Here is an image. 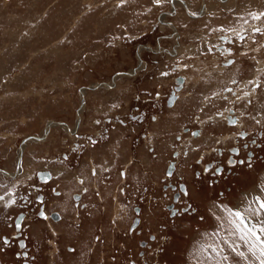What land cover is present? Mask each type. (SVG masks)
Returning <instances> with one entry per match:
<instances>
[{"label": "rangeland", "instance_id": "374dc122", "mask_svg": "<svg viewBox=\"0 0 264 264\" xmlns=\"http://www.w3.org/2000/svg\"><path fill=\"white\" fill-rule=\"evenodd\" d=\"M173 1L164 0L157 6L154 0H0V195L16 193L14 204L7 195L0 200V264L21 262L16 254L19 236L13 235V219L20 210L28 211L20 237L32 245L25 250L37 255L38 264H59L52 261L57 255L55 245L43 241L48 238L53 242L49 233L54 231L48 219L35 216V194H45L46 211L59 209L58 204L64 210L61 201L65 193H56L69 186L74 191L88 187L91 201L86 205H92L93 210L86 216L79 208L76 216L81 222L85 217L94 218V222L97 218L99 228L106 226L99 231L104 240L99 245L105 248H100L95 263L129 264L131 257L136 264H258L243 248L249 261L236 257L223 245V239L231 211L246 209L257 195L264 197V34L252 33L256 26L264 29V19H253V15L264 13V0H224V6L218 4L216 12L206 17L201 3L222 1L190 0L187 11L180 3L174 8ZM173 9L176 13H171ZM178 12L182 17L177 20ZM194 12L196 16L191 15ZM175 29L182 49L174 55ZM237 33L245 34L246 39L237 40ZM217 43L227 51L218 52ZM234 57L236 64H225V59L235 61ZM140 59L145 67L140 66ZM204 60L215 70H232L237 78L228 79L223 90L226 99L220 100L217 112L204 117L209 121L203 125L198 109L204 95L193 97V108L195 103L198 110L195 115L192 109H182L180 100L174 107L168 106L166 98L177 84L176 75L183 73L184 85L203 75L199 65ZM110 82V87L102 86ZM257 83L260 87L251 94L252 84L256 87ZM83 97L76 130L73 126ZM230 108L239 115L240 127H226L229 124L223 116ZM49 122L66 123L78 135L53 126L45 139H30L42 136ZM200 126L211 133V145L202 151L195 148L197 140L189 134ZM107 129H111V139H106ZM240 129L248 135L238 136ZM222 132L235 135L224 138ZM253 136L258 144L252 146V165L245 161L229 166L226 151L221 160L231 171L225 169L223 176H213L208 170L201 178L193 177L192 169L211 160L217 146H238L240 153L235 157H244L247 147L243 144ZM96 137L100 143L95 145ZM122 148L125 156H117ZM173 151L181 154L172 155ZM199 154L204 155L202 163L195 160ZM113 159L117 170H112L108 179L106 168L111 170ZM171 159L176 160L177 169L167 176L164 170ZM91 168L96 169L95 174ZM118 168L125 169V176H120ZM38 170L51 172L52 179L39 182ZM13 172L18 175L6 174ZM187 173L193 192L189 194L187 187V195L175 205L192 202L197 211L173 215L167 204L174 188L163 186L183 181ZM20 196L30 197L29 202L24 203ZM137 206L139 210H135ZM135 215L141 217V224L127 231ZM43 232L48 235L34 236ZM149 234H155V239L140 246L139 239H148ZM3 235L11 236L13 243L5 244ZM122 242L131 246L130 254H120ZM221 246L228 261L212 252ZM138 248L144 249V256L136 254Z\"/></svg>", "mask_w": 264, "mask_h": 264}, {"label": "flooded vegetation", "instance_id": "af4514ba", "mask_svg": "<svg viewBox=\"0 0 264 264\" xmlns=\"http://www.w3.org/2000/svg\"><path fill=\"white\" fill-rule=\"evenodd\" d=\"M223 47V46H222ZM229 58L225 59V64L226 65H232L235 61L233 60V58L230 60H228ZM141 61V62H140ZM139 63H143V61L140 59L139 60ZM229 63V64H228ZM224 64V65H225ZM178 76H182V75H176L174 77V80L175 82L177 83L175 87H173L172 89H170L169 91V94L166 98V102L168 104V106L170 107H174L176 105V103L179 102V100H181V97H180V93H181V88L179 87H182L184 86V76L183 77V80L181 82H179L176 77ZM181 89V90H180ZM174 91L175 94H176V97L174 98V100L170 103L169 102V96L171 95V91ZM82 99V98H81ZM85 101V98L81 100V105L84 103ZM235 101V99H234ZM83 107L80 106V109ZM228 109L225 114H224V121L226 122V124H229L228 127H231V128H235V127H240L243 123L240 121V117L238 114H236V112L234 110ZM80 110L77 111V113L79 112ZM237 116V117H236ZM222 117V118H223ZM216 120V119H214ZM97 119H95L94 122L97 123ZM239 122V123H238ZM122 123V122H121ZM125 123V122H124ZM123 123V124H124ZM80 123H77L76 122V125H72L76 130H77V126H79ZM231 125V126H230ZM187 128V127H186ZM249 133V132H248ZM70 134H74V135H78L77 134V131H74L73 133H70ZM191 135H193V139L195 140H198V136L202 135V131L201 129H198L197 128H192L190 129V133ZM229 134H225V136H227ZM235 135V134H234ZM248 135V134H247ZM246 135V136H247ZM238 136H241V137H246L245 136V131L242 129L238 130ZM233 137V136H232ZM111 139V129H107V137L106 139ZM99 138H95V145L96 144H99L100 141ZM258 144V140H257V136H253V137H250L247 139V142L245 143V145L243 144V146L247 147L246 149V153L244 155V157H239V156H236L235 155H239L240 153V148H238V146H234L232 145L231 147L227 148V149H224L223 146H217L216 149H214V155L212 157V159L208 160L205 163H202V159L204 157V155L201 156L199 155L198 157L200 158H196L195 160L198 162V163H202L203 166L202 168L200 169H192V173H193V177L195 178H201L203 175L206 174V172L208 173L209 171L212 172L211 174L213 176H216L217 175V170L219 169L221 172L224 173V170L226 169L231 171V167L230 168H225L226 164L223 163V161L221 160V156H223V154L228 151L227 155H226V160H232V161H239V160H244L246 159L245 161H247V163L249 165H252L251 161L255 159V156H254V149L252 148V146H257ZM261 144V143H259ZM211 148V147H210ZM118 153H117V156H122L124 157L126 152H125V149H118ZM105 152L107 151V148L106 150H104ZM109 151V149H108ZM211 152V151H209ZM213 152V151H212ZM20 153V151H19ZM175 156L176 155H179L181 154L180 151H176L175 152ZM183 154V152H182ZM172 155H174V151L172 152ZM21 156L22 155H19L18 156V167L19 165L21 164ZM170 161H173V167L171 168V172L170 173H167V170L169 168V164H170ZM170 161H168V164H166V168H165V174L167 176H172L175 172V170L177 169V165H176V160L175 159H171ZM215 162V163H214ZM214 163V164H213ZM117 165V162H115V159H113L110 163V166H111V170L108 168H106V171H108L105 176L108 177V179L112 176V170H117L116 166ZM227 167V166H226ZM17 169V168H16ZM93 170L96 171L95 168H91V171L93 173ZM190 171V169H188ZM187 170V171H188ZM209 170V171H208ZM39 171V170H38ZM38 171L36 173V176L39 180V182H48L52 179V173L49 172V176L48 178L46 179H42L39 175H38ZM43 171H47V170H43ZM18 172H20V169L18 168ZM118 172L120 173V176H122V173L125 174V169L124 170H121L120 168H118ZM17 172H13L12 174H9L7 176H15V175H18L16 174ZM114 173V172H113ZM7 174V173H6ZM184 176H182L183 178V181H179L177 182L176 184L175 183H168L167 185H164L163 187L167 188V187H170V188H174V190L172 191V201L169 202L167 204V206L169 207V211L171 214H181V211H185L186 209L189 208V206H192L191 209L193 211H189L190 213L191 212H196L197 209L195 207H193V204L192 202H188L186 203V206H182L180 207L178 204H177V207H180V211H179V208L176 207L175 203L178 202V200L180 199L181 196H183L185 193L187 195V187L189 189V182L186 178V175L183 174ZM125 176V175H124ZM44 180V181H43ZM78 180H80V182L82 181L81 178L79 177ZM219 179L215 177V181H218ZM171 182V181H170ZM212 184H213V180H211ZM183 185V186H182ZM33 187H38L40 188L41 185H33ZM95 188V187H94ZM56 189V188H55ZM88 187H83L81 188V191H73L70 196H69V200L67 201L66 203V208L64 210L60 209V204H58L59 206V209H55V210H52L51 211H46V208H45V204H46V198H45V194L42 193V192H36L35 194V197H36V203L38 204L37 206V209L35 211V216L38 217L39 219H45V218H42L39 213L40 212H44L45 213V216L47 217L46 220L48 219L49 223L51 224V226H49L50 228H52L51 230H53L54 232H51L49 233V236H53L54 239H53V242L50 240V239H45L43 238V241L46 240V241H50L52 244L55 245V252H57V255L55 258L52 259V261H55L57 263H61V264H84L85 262H87L89 264L93 262V264H99L98 262L95 263V261H97V258L99 257V253L98 251H100L101 247L102 249L105 248V245L101 246L99 245V241H104L101 237V233L99 231H102L103 228H106L105 224L102 225L101 228H99L98 226V223H97V218H95V222L92 221L94 218H91L92 220H89L85 217L83 218L84 222L82 223L81 222V219L82 218H78L76 215L78 214V211H79V208L80 209H83V211H81L82 213L81 214H86L87 215H91L92 214V205L90 206V208H87V202H90L91 199H90V196H89V193L87 191ZM186 190V191H185ZM58 194L61 193V190H57ZM185 191V192H184ZM220 193H223V190H219ZM56 193V194H57ZM95 193V191H94ZM177 193V194H176ZM57 194V195H58ZM29 196V194H27ZM37 196H39L43 201H44V204L41 205L40 203L37 202ZM90 199V200H88ZM30 200V197L25 200L24 203H28ZM63 201H61L62 203ZM90 204V203H89ZM94 206V205H93ZM85 208V209H84ZM62 210V212H61ZM84 210H85V213H84ZM135 210H139V207H135ZM66 211V212H65ZM80 212V211H79ZM22 213V218H21V222H20V226L18 228H16V224H15V221H16V218L17 216ZM76 213V214H75ZM90 213V214H89ZM75 214V215H74ZM27 215H28V211H24V210H20L16 213L14 219H13V226H14V233L13 235L14 236H19L17 238V243L18 245L20 246V250L16 251V254L19 253V255L17 256H20L21 257V262H19V264H38L37 262V255H34V254H29L28 251L25 250L26 247L28 248H31V245H28L29 242H27V239L24 238L23 236H21V230L25 228V224L24 221L27 219ZM84 216V215H83ZM137 219V220H136ZM24 223V225H23ZM141 224V217L138 216V215H135L128 227H127V231H133L135 230L138 225ZM23 226V227H22ZM33 226V225H32ZM34 228L31 227V230H33ZM95 230V231H94ZM40 231V230H39ZM38 231V232H39ZM49 231V230H48ZM33 233V231H31ZM44 233V232H43ZM132 233L130 232H127V235L130 236ZM37 235L39 237L41 236H46L48 235V233H44L42 235V233H37V234H34V236ZM126 235V234H125ZM148 239H139V245L144 247V246H147L149 245V240L152 239L153 237H156L155 234H149L148 235ZM5 238H7V243H5ZM2 240L4 241L5 244H9L11 245L13 243V239L11 236H5L3 235L2 236ZM121 246L123 249H120L119 248V252L121 254L122 251H125L124 253H126L128 255V253L130 254L131 253V246H128L126 244V242H122L121 243ZM124 248L126 250H124ZM130 252H128V250ZM96 250V252H95ZM96 253V255H95ZM119 254V256H120ZM136 254L141 257V256H144L145 254V251L144 249L142 248H138L136 250ZM27 255H30L29 257H24V256H27ZM95 256H97L95 258ZM118 256V258H119ZM126 256V255H125ZM103 259H104V256H103ZM102 259V261H104ZM114 259V258H113ZM136 259H133V258H128V263L129 264H136Z\"/></svg>", "mask_w": 264, "mask_h": 264}, {"label": "snow or ice", "instance_id": "6c2138e0", "mask_svg": "<svg viewBox=\"0 0 264 264\" xmlns=\"http://www.w3.org/2000/svg\"><path fill=\"white\" fill-rule=\"evenodd\" d=\"M163 2L164 0H154V3L157 6H160ZM191 15L196 16L197 13L194 12L191 13ZM253 19L256 21L264 19V13L253 15ZM252 33L253 35L264 34V29L256 26L253 28ZM237 37L241 42L246 39V35L243 33H237ZM162 75H167V73H162ZM259 87L260 85L257 83L256 88ZM227 163L229 166H234L236 163L242 165L245 163V160H229ZM93 174H95V170H93ZM122 175H124V173H122ZM217 175L223 176L224 173L218 169ZM82 182L83 181H81V183ZM0 187L3 186L0 185ZM53 191L55 192L56 190L53 189ZM5 195L12 197L10 203L14 204L16 202L15 192L10 191ZM5 195H0V200H4ZM19 198L21 200H26V197L24 196H20ZM37 202L41 205L44 204V201L39 196H37ZM189 211H193L191 206L185 210L186 214ZM39 215L42 218H47L44 212H40ZM230 215L231 219L229 220V226L225 229L223 245H226L231 253H233L236 257H239L245 261H249V256H247L245 251L242 250V248L246 249L250 256L258 262V264H264V197L257 195L253 202L247 205L246 209L241 210L239 208H235L231 211ZM202 219L203 217H201V220ZM152 239H155V237ZM5 243H7V238H5ZM212 252L222 261L229 260L228 255L224 252L223 246L219 248H213ZM17 255H19V253Z\"/></svg>", "mask_w": 264, "mask_h": 264}, {"label": "crops", "instance_id": "0c3cea01", "mask_svg": "<svg viewBox=\"0 0 264 264\" xmlns=\"http://www.w3.org/2000/svg\"><path fill=\"white\" fill-rule=\"evenodd\" d=\"M202 2V1H201ZM185 10L187 11L188 9L185 8ZM149 48V47H147ZM152 49V48H150ZM141 55V54H140ZM207 60H204V62H206ZM200 63L199 67L201 68V72L203 73V75H201L197 80L195 79H191L187 82V84H185L182 88L183 92V96L181 97V107L184 110L187 111H191L192 109V114L195 115V112H197L198 110L201 109L202 112V121H203V125L205 121H209V119H205L204 117L211 113V112H217V110L220 108V100L221 99H226V96L223 95V90L225 88V86L228 83V79L232 76L237 78L236 73H234L232 70L228 71V70H215L217 68H213V64L206 62V63ZM214 69V70H213ZM126 74V73H125ZM181 74V73H180ZM129 75V74H127ZM238 80V79H237ZM202 91V94H200V92ZM202 95H204V99L201 101L200 99V108L197 110L196 107L197 105L194 103V107L193 108V102L196 96L201 97ZM194 97V99H193ZM183 100V101H182ZM202 102V105H201ZM200 112V114H201ZM204 118V119H203ZM184 119V118H183ZM210 122H214L213 120H210ZM49 124H51V122H49ZM49 124L47 125L49 127ZM61 125H64L66 123H60ZM219 127H222L219 124ZM228 128V126H226ZM47 128V127H46ZM201 131H202V135L198 138L197 142H194L195 144V148H199V150H206L205 148H207L206 146H210L211 143H209L210 141V136L211 133H207V130H204L205 127L202 128V126H200ZM227 132H222L220 134H225ZM234 134H231L230 136L227 135L224 138H230L232 137ZM197 145V146H196ZM194 146V145H193ZM194 148V149H195ZM200 155V154H199ZM186 177H188V173L185 174ZM73 176V175H71ZM71 178V177H70ZM65 181V178H64ZM63 182V181H62ZM189 184V194L191 192H193V188L191 186V182L188 183ZM61 191H64L65 195L62 198V203H63V209L66 208V203L69 200V196L72 193V191H74L73 189L69 187H63V189ZM58 206V205H57Z\"/></svg>", "mask_w": 264, "mask_h": 264}, {"label": "bare ground", "instance_id": "6f19581e", "mask_svg": "<svg viewBox=\"0 0 264 264\" xmlns=\"http://www.w3.org/2000/svg\"><path fill=\"white\" fill-rule=\"evenodd\" d=\"M216 1H222L221 3L220 2H214V3H209V2H202L201 3V12H202V16L203 17H206V16H208L209 14H211V13H215L216 12V10H217V5L218 4H220V5H225V3H226V1L225 2H223L224 0H216ZM177 3H180V4H183V6L186 8V9H189L190 7H191V4H190V0H174L173 1V7L175 8L176 6H178L179 4H177ZM167 13H169V14H171V13H176V11H175V9H173L172 10V12L170 13V12H166V14ZM165 14V15H166ZM165 15H164V17H165ZM163 17V18H164ZM179 17H182V14H180V12H178L177 13V16H176V18L175 19H179ZM187 17V16H186ZM162 18V19H163ZM187 20H188V17L186 18ZM185 19V20H186ZM162 21H164V20H162ZM171 25V24H170ZM175 25L174 24H172L171 25V28H175L174 27ZM177 30L175 29V35H174V39L175 40H177L176 42H177V45H176V48L175 49H173L172 51L174 52L175 51V53H174V55L175 54H178V53H181V45H180V42H179V37L177 38V35H179L178 34V31L176 32ZM230 36V34H228V36L227 37H229ZM252 36V35H251ZM177 38V39H176ZM237 40H239L238 38H237ZM229 41H231L230 39L228 40V42ZM240 41V40H239ZM247 43V42H246ZM230 44V43H229ZM217 46H218V52H223V51H227V49L225 48V46H223L222 47V44H220V43H217L216 44ZM187 47V46H186ZM220 47H222V48H220ZM242 51V50H241ZM157 52V51H156ZM243 52V51H242ZM173 55V54H172ZM241 56V55H240ZM234 59H235V62H238L237 61V59L234 57ZM213 60V59H212ZM229 60V59H228ZM141 62V61H140ZM234 64H236V63H234ZM141 65H143V67H145V62L143 61V63L142 64H140V66ZM138 67V69L139 68H143V67ZM222 67V66H221ZM259 69H260V67H259ZM258 68H257V70H259ZM143 70V69H142ZM257 70H255V71H257ZM133 72H131L130 74H132ZM182 76H184L183 75V73L181 74ZM257 76V75H256ZM184 78H185V76H184ZM112 85V83L110 82V84L109 83H106V84H104V85H102V86H104V87H110ZM252 92H251V94H253V93H255L256 92V87H255V85H253L252 84ZM82 94V96H84V93H81ZM84 98V97H83ZM83 108H84V104H83V107L81 108V109H79L80 111L77 113V123H79L80 122V120H81V113H82V110H83ZM237 117V116H236ZM219 119V118H218ZM239 123V122H238ZM49 124V123H48ZM53 126H61L62 128H64L66 131H68L69 133H73L75 130V128L73 129V128H71V127H69V126H67V125H60V123L58 124V123H55V122H53V124L51 123V124H49V127L48 128H46V131H45V133L42 135V136H40V137H33V138H30V139H32V140H34V141H41V140H43V139H45V137L46 136H48V132H49V129L51 128V127H53ZM27 145V144H26ZM25 148V145L23 146V147H21V149H20V153H19V155H22V153H23V149ZM20 169V168H19ZM24 173V172H23ZM9 174H12V173H7V175H9ZM17 174V173H16ZM13 175V174H12ZM46 178H48V176L47 177H45V178H42V179H46ZM44 181V180H43ZM16 228H18L17 226H16ZM19 229V228H18Z\"/></svg>", "mask_w": 264, "mask_h": 264}, {"label": "water", "instance_id": "95a60500", "mask_svg": "<svg viewBox=\"0 0 264 264\" xmlns=\"http://www.w3.org/2000/svg\"><path fill=\"white\" fill-rule=\"evenodd\" d=\"M176 79H177L179 82H181V81L183 80V77H182V76H178V77H176ZM175 97H176V94H175V92L172 90V91H171V95L169 96V99H168L169 102L171 103V102L174 100ZM174 154H176L175 151H174ZM172 167H173V161H170V164H169V168H168V170H167V173H170V172H171V168H172ZM38 175H39L41 178H45V177L49 176L50 174H49L48 171L39 170V171H38ZM182 186H183V185H182ZM176 194H177V193H176ZM21 218H22V213H20V214L17 216V218H16L15 224H16L17 227L20 226ZM136 220H137V219H136Z\"/></svg>", "mask_w": 264, "mask_h": 264}]
</instances>
